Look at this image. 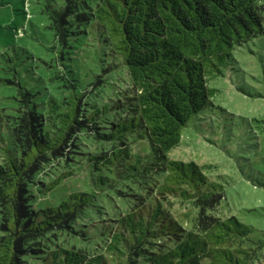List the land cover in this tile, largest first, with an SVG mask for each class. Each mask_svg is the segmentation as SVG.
Returning <instances> with one entry per match:
<instances>
[{
  "label": "trees",
  "instance_id": "16d2710c",
  "mask_svg": "<svg viewBox=\"0 0 264 264\" xmlns=\"http://www.w3.org/2000/svg\"><path fill=\"white\" fill-rule=\"evenodd\" d=\"M262 4L264 0H63L59 7L47 8L55 45L46 47L53 55L43 59V72H50L54 90L38 75L45 95L19 87L11 96L14 112L0 110V264H23L24 255L37 258L34 264L258 260L242 242H264L263 233L235 215L206 212L223 190L204 171L210 166L171 158L169 152L179 145L188 122L207 105L214 106L216 88L209 81L223 75L238 46L264 34ZM119 66L129 88L118 89L102 108L89 105L92 111L83 115L86 97L98 94L91 87ZM83 67L91 76L82 86L74 73ZM92 131L105 148L85 160L90 190H73L55 203L35 207L29 187L42 163L60 155L74 133ZM138 140L148 153L134 151ZM73 173L59 174L44 191ZM154 173L160 175L156 194L137 195L134 206L114 220L91 224V231L75 229L74 218L93 205L97 191ZM260 185L264 189V182ZM166 195L197 208L195 228L185 227L165 206ZM53 227L85 233L86 240L98 231L105 253L89 256L63 246L34 250L30 243Z\"/></svg>",
  "mask_w": 264,
  "mask_h": 264
},
{
  "label": "rangeland",
  "instance_id": "374dc122",
  "mask_svg": "<svg viewBox=\"0 0 264 264\" xmlns=\"http://www.w3.org/2000/svg\"><path fill=\"white\" fill-rule=\"evenodd\" d=\"M62 3L63 0H0L1 111L14 112L17 104L12 102L11 96L19 87L29 88L39 97L45 95V84L35 79L38 75L46 78L48 90L53 88L49 81L50 72H43V59L49 60L53 55L46 51V47L55 45L45 10L57 8ZM260 10L264 18V4ZM232 61L223 69V75L209 81V86L216 88L211 99L214 106L207 105L188 122L179 145L169 152V156L210 166L204 171L211 180L220 183L223 190L221 196L206 208L207 213L222 218L235 215L264 234V189L260 185L264 182V34L238 46ZM65 63L73 66L74 61L66 59ZM86 70L83 67L74 73L82 86L89 80L87 75L91 76L86 75ZM114 73L104 77L96 87L90 86L98 94L92 96L91 93L86 97L83 115L92 111L89 105L95 103L102 108L108 98L117 95L118 89L129 88L124 69L119 66ZM110 80L114 84H107ZM58 90L62 92L63 87ZM101 126L99 130L103 131L105 127ZM69 140L60 155L44 161L35 173L29 187L33 192L29 202L35 207L44 206L46 201L55 203L73 190H90V171L85 160L92 152H100L105 145L95 139L93 131L76 132ZM144 143L143 140L133 142L134 151L148 153V148H142ZM68 170L74 171L71 178H64L54 189L44 191L48 182ZM159 179L160 175L154 173L139 181L125 179L115 183L112 189L97 191L93 205L81 214V218H74L75 229L91 231L89 226L93 223L114 220L117 214L134 206L132 201H137V195L146 198V195L156 194ZM93 187L99 188L98 185ZM162 201L185 227L195 228L196 207L171 195H166ZM72 231L67 227H53L46 237L36 238L30 245L34 250L46 246L74 247L89 256L105 253L104 243L97 239L98 231L93 240L82 239L85 233L78 236ZM242 246L255 251L258 260L252 264H264V242L246 240ZM36 259L24 255L23 264H34ZM139 264L156 263L141 261Z\"/></svg>",
  "mask_w": 264,
  "mask_h": 264
}]
</instances>
